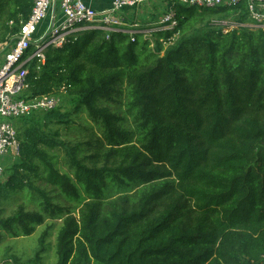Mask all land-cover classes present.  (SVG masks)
<instances>
[{"label":"trees","instance_id":"trees-1","mask_svg":"<svg viewBox=\"0 0 264 264\" xmlns=\"http://www.w3.org/2000/svg\"><path fill=\"white\" fill-rule=\"evenodd\" d=\"M33 6L0 0V43ZM174 8L167 30H84L27 62L25 95L61 104L20 118L0 243L61 219L57 264H264V32L216 25L243 2Z\"/></svg>","mask_w":264,"mask_h":264},{"label":"built area","instance_id":"built-area-1","mask_svg":"<svg viewBox=\"0 0 264 264\" xmlns=\"http://www.w3.org/2000/svg\"><path fill=\"white\" fill-rule=\"evenodd\" d=\"M152 2H162L170 7V11L163 17L162 24L153 28L140 27L133 19L134 10ZM177 2L185 6L210 8L234 7L243 2L247 21L235 17L222 18L216 20V25L225 32L242 27L264 32V0H112L111 6L103 10L95 9L84 0H34L32 13L28 20L21 21L15 40L7 48L3 47L7 42L0 43L3 48L0 51V158L14 156L15 160L19 153L17 119L37 111L52 110L61 104V98L55 93L37 97L25 95L29 72L26 64L31 58H45L47 48L61 46L70 34L84 30L117 32L131 39L140 33L167 30L176 24L174 7ZM10 24L13 25L14 21ZM38 30L43 31L42 34L36 35ZM33 44L36 50L30 55L29 49ZM5 170L0 162V184Z\"/></svg>","mask_w":264,"mask_h":264},{"label":"rangeland","instance_id":"rangeland-1","mask_svg":"<svg viewBox=\"0 0 264 264\" xmlns=\"http://www.w3.org/2000/svg\"><path fill=\"white\" fill-rule=\"evenodd\" d=\"M153 4H156V2L151 3L149 5L153 6ZM156 5H157L156 7H151L155 11L150 13L149 16L147 15L140 16L141 19L139 20H136V18L134 19L133 16V19L139 23L140 27L153 28L159 24H162L161 21L165 16V14L170 11L169 9L170 7L164 4L166 8H163L162 10L160 6L161 4L160 5L156 4ZM224 7L226 6H222L220 8H224ZM203 8L206 9V7ZM139 10H141V7L137 9V11ZM58 12H60L59 3H58ZM235 16L236 14L223 15L220 17V19L230 18ZM45 28L46 26H44L42 29L44 30ZM42 32L38 30L36 35H40L42 34ZM151 32L153 33V30ZM147 34L140 33V35H144V36H147ZM8 43L6 44L7 46L9 45ZM3 47H5V45H3ZM1 50H3V48H1L0 51ZM42 59H44V57ZM32 123H33L32 117L25 120L17 119L16 126L19 135H21L22 129L25 126L31 125ZM14 161H15L14 156H7L4 159L0 158V162L6 168L13 166ZM6 177L7 176L5 172L4 178L2 180L3 182ZM62 222L63 221L61 219H55V220L49 219L45 222V224L41 226H37L35 231L30 235H13L6 237L3 240V242L0 243V263L3 262L4 258L7 257L8 258L12 257L15 258L17 261L23 262L26 261L28 258H32L36 256V254H38V256L40 257V261H39L40 264H57L54 246H55V238L60 226L62 225ZM43 236H44V240L41 241V238Z\"/></svg>","mask_w":264,"mask_h":264},{"label":"crops","instance_id":"crops-1","mask_svg":"<svg viewBox=\"0 0 264 264\" xmlns=\"http://www.w3.org/2000/svg\"><path fill=\"white\" fill-rule=\"evenodd\" d=\"M87 4H89V5H91L92 7H94L95 9H97V10H103V9H105V8H108V7H110L111 6V2H112V0H84ZM152 3H155V2H152ZM156 4H158V5H160L161 6V8H162V10H163V8H166L163 4H162V2H156ZM156 4H153V6H151V5H149V4H146V5H143V6H140L141 7V10H139V11H142V12H139V11H137V9H135L134 11V14H133V16H134V19L136 18V20H139V19H141L140 18V16H149L150 15V13H152V12H154L155 10H153L151 7H156L157 5ZM139 7V8H140ZM138 12V13H137ZM144 18V17H143ZM47 22H48V20H47ZM47 22L44 24L45 26L47 25ZM43 25V26H44ZM42 26V27H43ZM15 162V161H14ZM5 173V172H4Z\"/></svg>","mask_w":264,"mask_h":264}]
</instances>
